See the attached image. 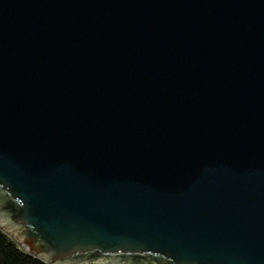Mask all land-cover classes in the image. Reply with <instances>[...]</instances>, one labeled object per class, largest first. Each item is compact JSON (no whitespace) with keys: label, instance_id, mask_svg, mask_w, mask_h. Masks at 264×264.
<instances>
[{"label":"water","instance_id":"obj_1","mask_svg":"<svg viewBox=\"0 0 264 264\" xmlns=\"http://www.w3.org/2000/svg\"><path fill=\"white\" fill-rule=\"evenodd\" d=\"M0 229L47 264H264V0H0Z\"/></svg>","mask_w":264,"mask_h":264},{"label":"trees","instance_id":"obj_2","mask_svg":"<svg viewBox=\"0 0 264 264\" xmlns=\"http://www.w3.org/2000/svg\"><path fill=\"white\" fill-rule=\"evenodd\" d=\"M0 264H47L22 249L7 233L0 229Z\"/></svg>","mask_w":264,"mask_h":264}]
</instances>
